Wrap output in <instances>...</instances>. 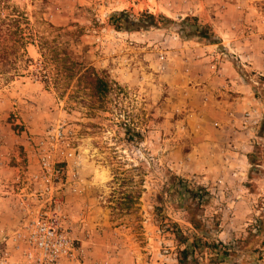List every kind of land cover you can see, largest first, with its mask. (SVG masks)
<instances>
[{
    "label": "rangeland",
    "instance_id": "1",
    "mask_svg": "<svg viewBox=\"0 0 264 264\" xmlns=\"http://www.w3.org/2000/svg\"><path fill=\"white\" fill-rule=\"evenodd\" d=\"M232 1L243 9L244 26L264 23V0ZM3 2L23 14L28 24H21L26 44L9 55L6 65L0 62V203L7 215L0 220V257L5 252L11 261L20 257L12 239L20 216L11 205L14 194L9 187L29 169V199L39 208L31 193L42 185L35 176L41 174L40 156L45 154L51 155L48 176L54 186L44 205L62 203L61 228L82 250L72 261L178 264L177 249L183 245H177L167 229L172 222L186 234L193 229L175 207L179 202L167 193L172 176H177L187 188L203 186L210 193L202 218L212 239L236 250L234 262L264 264V63L255 64L248 77L236 51L218 44L213 22L205 20L217 17L229 0ZM121 10L134 16L144 11L161 14L174 23L117 30L109 17ZM186 16L208 25L214 40L188 35L189 24L182 22ZM255 34L256 50L263 52L264 31ZM39 36L47 41L45 53L52 46L62 48L57 43L62 41L79 62L105 75L112 90L102 105L88 97L76 77H65L63 64L57 76L54 64L39 52ZM207 44L214 49L206 50ZM222 59L250 86L255 101L239 113L238 124L228 133L206 92L198 89L205 83L198 76L217 73ZM127 129L139 133L129 139ZM199 130L203 138L189 137ZM38 140L43 144L37 145ZM66 142L72 157L60 154ZM192 151L198 158H188ZM9 167L16 169L14 174H7ZM75 169L79 193L71 192ZM249 232L255 236L246 240ZM196 256L206 264L210 254ZM217 264L232 263L226 259Z\"/></svg>",
    "mask_w": 264,
    "mask_h": 264
},
{
    "label": "trees",
    "instance_id": "2",
    "mask_svg": "<svg viewBox=\"0 0 264 264\" xmlns=\"http://www.w3.org/2000/svg\"><path fill=\"white\" fill-rule=\"evenodd\" d=\"M7 9L10 10L4 13ZM109 19L110 24L115 29L125 31H137L151 27L161 28L160 23L166 26L174 23L173 20L164 15H155L148 11L141 12L138 16H134L126 10L115 11L110 15ZM22 21L27 22L23 14L17 12L13 7L4 4L3 0H0V62L3 65L7 64L9 55L15 53L14 51L17 47L26 44L25 37L22 34ZM182 22L189 24V28L187 29L188 35L208 41L214 40L215 35L210 27L206 24H198L197 17L186 16L182 19ZM58 39H60V36H58ZM57 43H60L62 48L52 46L51 50L45 53L43 49L44 46L48 45L47 41L39 36L40 54L46 58L47 62L54 64L57 76L61 75L58 67L60 64H63V67L67 70L65 77H76L78 83L88 91V97L93 102L99 103L98 105H102L112 90L110 81L105 75L99 73L93 65L79 62L77 60L78 56L68 47V44L64 45L62 41H57ZM8 49H11V52H8ZM26 61H31V59L28 58ZM1 71L3 73L7 72L5 69ZM260 131L264 134V121L261 122ZM127 133L129 139H132L133 135L139 132L127 129ZM184 182L183 178L172 176L167 187V193L173 196L175 201L179 202V205L175 207L183 211L184 220L193 229L192 233L186 234L175 222H172L167 229L173 235V239L177 245H183L182 248L179 247L177 249V263L204 264L196 254H199L200 258L203 259V255L207 251L210 256L206 264H217L226 259H229L232 264H236L234 262L237 256L236 250L229 245L212 239L209 234V226L202 218L203 206L205 203H208L210 193L203 186H193L191 189L187 188V186L183 185ZM181 201H184V203L182 204ZM250 236H255V234L251 235L249 232L246 240Z\"/></svg>",
    "mask_w": 264,
    "mask_h": 264
},
{
    "label": "built area",
    "instance_id": "3",
    "mask_svg": "<svg viewBox=\"0 0 264 264\" xmlns=\"http://www.w3.org/2000/svg\"><path fill=\"white\" fill-rule=\"evenodd\" d=\"M25 142L29 147V136L25 137ZM36 144L42 145L43 141L38 140ZM66 147H64L65 151H60V154L72 157L69 142H66ZM40 161L41 174H37L35 179H39L42 185L31 193L40 204L37 211L32 209L34 206L29 199V169L22 173L21 179L20 176L16 178V186L11 184L9 187L10 194H14V197H11V205L17 208L20 216V226L12 233L14 247L20 257L11 261L5 252L0 257V264H59L66 260H76L82 253V250L74 246L71 238L61 228V222L65 219L62 214V203L54 200L55 204L51 208H46L44 205L54 186L48 176L51 170V155L42 154ZM55 174H58V171H55ZM70 181L71 192H81L78 169L71 172ZM0 186L4 187L2 184Z\"/></svg>",
    "mask_w": 264,
    "mask_h": 264
},
{
    "label": "crops",
    "instance_id": "4",
    "mask_svg": "<svg viewBox=\"0 0 264 264\" xmlns=\"http://www.w3.org/2000/svg\"><path fill=\"white\" fill-rule=\"evenodd\" d=\"M233 2L234 1L229 0L224 10L216 12L215 15H217V17H207L205 20L206 22H213L212 31L219 38L218 44L229 48L230 50L236 51V57L239 59V62L243 63L245 74L248 73L249 77L255 72V64L264 63V50L262 52L260 49L257 52V35L255 34V32L264 31V23L255 22V24H252L250 28H247L246 25L244 26L242 23H240L242 22L243 9L242 11L238 10V6H235ZM210 10L208 11V14L212 13H210ZM250 13L251 12L246 13L247 17ZM231 24H234L232 29L230 28ZM204 48L208 51L214 49V47L210 44L205 45ZM258 55L262 56V58H258ZM220 66L221 70H219L217 73L210 72L209 74L207 72V75L201 74V76H198L200 81L205 80V83L201 85L202 87H198V89H201L200 92H206L209 106L211 105V110H213L217 116L224 120L222 126L228 133L230 130H232V126L238 124V118L240 116L239 113L245 110L249 105L254 104L255 101L253 100L254 97L251 93L250 86L239 81V79H241V75L233 69L229 60L222 59ZM246 71L249 72L246 73ZM192 135L195 137V139L200 137L203 138V134L201 136L200 130L193 133L191 132L189 137ZM195 153V151L188 153V158H192L193 156L198 158ZM5 159H7V157H5ZM5 170L8 175H12L16 171L15 168L10 167ZM0 199H2L1 196ZM1 207H3V203H0V220L3 219L2 216H7L3 215ZM32 209L35 211L38 210L37 207H32ZM10 217H12L11 214ZM59 264L87 263H78L66 260L60 262Z\"/></svg>",
    "mask_w": 264,
    "mask_h": 264
}]
</instances>
